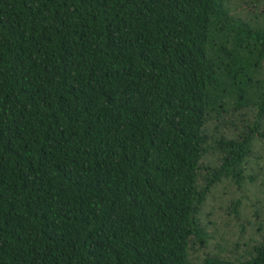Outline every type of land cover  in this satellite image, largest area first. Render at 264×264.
Here are the masks:
<instances>
[{
    "label": "trees",
    "instance_id": "obj_1",
    "mask_svg": "<svg viewBox=\"0 0 264 264\" xmlns=\"http://www.w3.org/2000/svg\"><path fill=\"white\" fill-rule=\"evenodd\" d=\"M231 2L0 0V264H264V236L187 259L264 142V10ZM230 105L252 121L211 137Z\"/></svg>",
    "mask_w": 264,
    "mask_h": 264
},
{
    "label": "rangeland",
    "instance_id": "obj_2",
    "mask_svg": "<svg viewBox=\"0 0 264 264\" xmlns=\"http://www.w3.org/2000/svg\"><path fill=\"white\" fill-rule=\"evenodd\" d=\"M234 11L243 18L264 10V0H231ZM260 20V17H257ZM254 112H241L228 106L205 125L211 137H232L244 124L252 121ZM217 165L214 155H205L201 166ZM202 174L203 171H200ZM198 220L207 235L202 246L196 242L187 251V259L198 263L204 255L230 261L247 258L250 247L264 236V142L255 141L241 173V178H221L208 191Z\"/></svg>",
    "mask_w": 264,
    "mask_h": 264
}]
</instances>
